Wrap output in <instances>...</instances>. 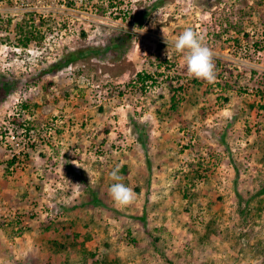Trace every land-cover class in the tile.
Returning a JSON list of instances; mask_svg holds the SVG:
<instances>
[{
	"label": "rangeland",
	"instance_id": "374dc122",
	"mask_svg": "<svg viewBox=\"0 0 264 264\" xmlns=\"http://www.w3.org/2000/svg\"><path fill=\"white\" fill-rule=\"evenodd\" d=\"M263 106L264 0H0V264H264Z\"/></svg>",
	"mask_w": 264,
	"mask_h": 264
},
{
	"label": "clouds",
	"instance_id": "9594fccd",
	"mask_svg": "<svg viewBox=\"0 0 264 264\" xmlns=\"http://www.w3.org/2000/svg\"><path fill=\"white\" fill-rule=\"evenodd\" d=\"M165 43L167 45L169 43L166 36ZM171 43L177 53L183 54L184 65L189 78L203 80L208 83L215 82L217 73L213 52L204 44L201 34L191 27H186ZM109 175L113 183L108 192L114 203L121 207L133 204L137 194L132 187L123 183L125 177L121 174L120 166L114 167Z\"/></svg>",
	"mask_w": 264,
	"mask_h": 264
},
{
	"label": "trees",
	"instance_id": "16d2710c",
	"mask_svg": "<svg viewBox=\"0 0 264 264\" xmlns=\"http://www.w3.org/2000/svg\"><path fill=\"white\" fill-rule=\"evenodd\" d=\"M80 58V56L75 53V52H71L67 55L66 59L64 61H60L56 64H54L51 67V70H60L63 69L64 67L68 66L69 64L77 61ZM152 79V76L146 75V74H142V73H138L136 75V79L133 80V83H142V84H146L147 80ZM173 100H175V97L173 96ZM264 107V106H263ZM13 163V162H12ZM260 194L264 193V187L261 189V191L259 192ZM93 197V202H95L96 204H99L100 201L97 198V195L93 193L92 195Z\"/></svg>",
	"mask_w": 264,
	"mask_h": 264
}]
</instances>
